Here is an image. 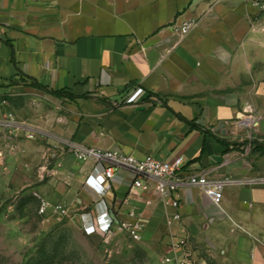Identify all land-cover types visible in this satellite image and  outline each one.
Listing matches in <instances>:
<instances>
[{"label": "crops", "instance_id": "1", "mask_svg": "<svg viewBox=\"0 0 264 264\" xmlns=\"http://www.w3.org/2000/svg\"><path fill=\"white\" fill-rule=\"evenodd\" d=\"M252 1L0 0V96L35 81L74 97L32 87L72 113L37 120L52 135L43 197L77 211L79 226L99 200L84 182L102 166L77 161L60 139L180 158L184 175L264 176V13ZM131 179L117 171L101 200L114 225H142L163 264H264L263 188L227 186L216 206L182 186L175 209Z\"/></svg>", "mask_w": 264, "mask_h": 264}, {"label": "rangeland", "instance_id": "2", "mask_svg": "<svg viewBox=\"0 0 264 264\" xmlns=\"http://www.w3.org/2000/svg\"><path fill=\"white\" fill-rule=\"evenodd\" d=\"M1 99L0 264H163L157 241L135 240L117 228L86 236L78 212L63 204L62 216L37 212L35 195L44 198L39 187L47 181L52 147V135L37 120L72 113L28 85Z\"/></svg>", "mask_w": 264, "mask_h": 264}, {"label": "built area", "instance_id": "3", "mask_svg": "<svg viewBox=\"0 0 264 264\" xmlns=\"http://www.w3.org/2000/svg\"><path fill=\"white\" fill-rule=\"evenodd\" d=\"M253 5L258 12L264 13V0H253ZM195 23L190 21L183 23L179 27L182 34L188 33ZM142 94L141 89H135L125 100L124 103L130 104L136 101ZM157 103V102H156ZM65 149L79 162H92L101 165L99 173L89 174L85 179L84 186L92 191L98 201L94 204L93 215L88 214L80 218V227L86 236L94 234H107L112 228L125 231L132 239L139 240L142 225L139 223L114 225L105 210L101 197L105 193V185L114 178L117 171H125L131 175L130 189L147 191L152 189L158 199L164 205L178 208L176 193L182 186L197 188L212 204L219 205L224 188L227 186H249L264 189V176L254 175L243 178L222 177L214 179L206 173L194 175H184L180 172L181 159H175L172 163L165 162L153 156L136 158L125 155L118 151H103L95 148L76 144L72 141H59ZM37 199V212L44 214L48 209L57 216L66 214L65 208L60 204H50L44 198L35 195ZM174 220L179 219V214L173 215ZM180 241L178 245H183ZM164 259V262H168ZM178 264H184L180 261Z\"/></svg>", "mask_w": 264, "mask_h": 264}, {"label": "trees", "instance_id": "4", "mask_svg": "<svg viewBox=\"0 0 264 264\" xmlns=\"http://www.w3.org/2000/svg\"><path fill=\"white\" fill-rule=\"evenodd\" d=\"M31 86L34 88V89H37V90H40L42 92H45L53 97H56V98H66L68 100H73L74 97L71 96V95H68V94H65L61 91H53V90H50V89H47L45 86L33 81L31 83ZM150 95H147L145 98H144V101H147L149 99Z\"/></svg>", "mask_w": 264, "mask_h": 264}]
</instances>
